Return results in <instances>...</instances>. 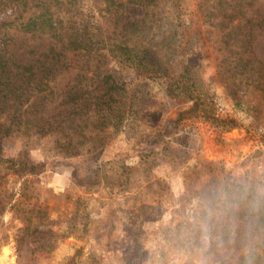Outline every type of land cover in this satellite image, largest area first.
<instances>
[{"label":"rangeland","instance_id":"rangeland-1","mask_svg":"<svg viewBox=\"0 0 264 264\" xmlns=\"http://www.w3.org/2000/svg\"><path fill=\"white\" fill-rule=\"evenodd\" d=\"M215 1L177 0L176 10L165 1L161 20L146 36L174 69L183 57L176 45L165 46L173 28L196 37L183 61L190 62L192 82L227 127L186 115L177 121L189 103L177 104L166 92V80L148 79L111 58L110 72L141 95L137 114L102 147L63 154L54 135L30 129L0 141V205L11 199L26 208L45 206L41 229L65 233L51 251L40 250L32 239H19L22 223L7 206L0 215V264H218L225 258L236 264L246 248L255 247L256 237L242 239L250 221L219 217L218 194L225 181L264 192V102L223 73L226 54L207 18ZM243 1L264 11V0ZM92 15L106 25L98 11ZM249 36L256 56L264 59V27H253ZM125 39L132 43L135 36L126 33ZM72 76L58 73L41 92ZM228 132L238 137H227ZM24 162L35 168L20 175ZM22 191L26 196L20 197ZM219 221L231 228L227 243L208 238Z\"/></svg>","mask_w":264,"mask_h":264},{"label":"trees","instance_id":"trees-1","mask_svg":"<svg viewBox=\"0 0 264 264\" xmlns=\"http://www.w3.org/2000/svg\"><path fill=\"white\" fill-rule=\"evenodd\" d=\"M165 1L177 9V0H0V16H4L0 19V141L30 129L54 135L63 154H73L80 147H102L108 135L116 134L129 116L137 114L141 95L110 72L111 58L148 79L166 80L167 94L177 104L189 103L177 121L186 115L227 127L228 122L215 116L213 103L192 82L190 62L183 61L196 37L186 28H173L165 46L176 45L183 57L174 69L146 36L161 20L159 6ZM95 10L105 26L93 20ZM207 18L216 27L219 48L226 54L223 73L238 79L245 90L258 92L264 102V59L256 56L249 36L253 27H264V11L246 7L243 0H216ZM126 33L135 36L132 43L125 39ZM69 71L73 72L69 81L41 92L46 80ZM24 164L26 172L20 175L35 168ZM219 185V217L238 215L250 221L242 239L257 238L255 247L246 248L236 264H264V192L232 181ZM24 196L22 191L20 197ZM7 206L22 223L19 239H32L36 248L49 252L57 238L65 235L41 229L45 206L34 203L26 208L22 200L8 199L0 205V215ZM219 224L208 238L227 243L231 228L228 222ZM218 264H233L232 258Z\"/></svg>","mask_w":264,"mask_h":264},{"label":"bare ground","instance_id":"bare-ground-1","mask_svg":"<svg viewBox=\"0 0 264 264\" xmlns=\"http://www.w3.org/2000/svg\"><path fill=\"white\" fill-rule=\"evenodd\" d=\"M226 136L227 137H234V138L238 137L237 133H235V132H232V133H230L229 135H226Z\"/></svg>","mask_w":264,"mask_h":264},{"label":"water","instance_id":"water-1","mask_svg":"<svg viewBox=\"0 0 264 264\" xmlns=\"http://www.w3.org/2000/svg\"><path fill=\"white\" fill-rule=\"evenodd\" d=\"M233 130H235V129H233ZM233 130H232V131H233ZM228 133H230V132H228Z\"/></svg>","mask_w":264,"mask_h":264}]
</instances>
